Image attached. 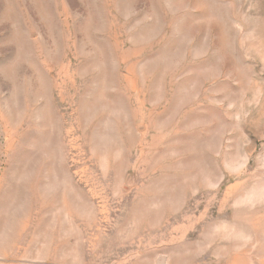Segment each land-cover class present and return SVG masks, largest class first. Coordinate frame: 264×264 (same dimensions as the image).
Instances as JSON below:
<instances>
[{
  "label": "rangeland",
  "instance_id": "obj_1",
  "mask_svg": "<svg viewBox=\"0 0 264 264\" xmlns=\"http://www.w3.org/2000/svg\"><path fill=\"white\" fill-rule=\"evenodd\" d=\"M2 195L0 264H264V0H0Z\"/></svg>",
  "mask_w": 264,
  "mask_h": 264
},
{
  "label": "crops",
  "instance_id": "obj_2",
  "mask_svg": "<svg viewBox=\"0 0 264 264\" xmlns=\"http://www.w3.org/2000/svg\"><path fill=\"white\" fill-rule=\"evenodd\" d=\"M0 199V224L6 225L8 227L7 230L2 229L1 230V236H0V243L2 245H5L4 247H8L10 249L14 248L16 245H14L15 240L13 238V233L15 232V227H19L22 231V233L26 232V229L28 225L35 224L38 227L43 226H49L48 219H40V220H34V214L29 213L31 210L34 211V206L31 204H28L26 201L23 202H14L10 199H6L3 197ZM65 196H63V199ZM63 205L65 207V200H63ZM49 207V206H48ZM49 230H47V233ZM46 240H49V235L47 234ZM67 256L69 255L72 257V254L77 252V248L71 250L67 249ZM74 253V254H75ZM76 257V254H75Z\"/></svg>",
  "mask_w": 264,
  "mask_h": 264
}]
</instances>
